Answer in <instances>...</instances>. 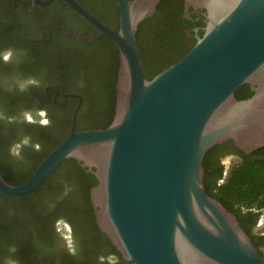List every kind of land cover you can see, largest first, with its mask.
<instances>
[{"label":"water","instance_id":"1","mask_svg":"<svg viewBox=\"0 0 264 264\" xmlns=\"http://www.w3.org/2000/svg\"><path fill=\"white\" fill-rule=\"evenodd\" d=\"M63 1L117 48L114 115L105 128L73 123L24 183L0 176V192L27 195L74 159L94 168L95 221L124 264H264L236 216L206 194L202 167L224 141L246 154L264 146V0H187L205 8L204 32L151 79L136 31L160 0H116V30ZM244 83L252 95L236 99Z\"/></svg>","mask_w":264,"mask_h":264},{"label":"flooded vegetation","instance_id":"2","mask_svg":"<svg viewBox=\"0 0 264 264\" xmlns=\"http://www.w3.org/2000/svg\"><path fill=\"white\" fill-rule=\"evenodd\" d=\"M46 1L0 0V176L12 185L31 176L73 123L80 131L109 121L104 93L94 86L105 84L115 70L114 54L108 46L85 48L81 41L110 39L97 35L63 0ZM75 1L105 26L118 29L116 0ZM166 2L173 13L163 46L151 45L147 30L143 35V58L152 69L181 59L206 26L204 7L187 0ZM95 117L96 126L91 124ZM218 145L210 156L214 178L220 168L224 177L242 151L231 140ZM93 170L66 159L35 191L24 196L0 192V264H124L95 221ZM90 176L96 182L86 193Z\"/></svg>","mask_w":264,"mask_h":264},{"label":"trees","instance_id":"3","mask_svg":"<svg viewBox=\"0 0 264 264\" xmlns=\"http://www.w3.org/2000/svg\"><path fill=\"white\" fill-rule=\"evenodd\" d=\"M172 13L173 9L171 10L169 8L166 0H160L156 5L154 14L139 23L137 27L136 44L138 46V55L147 79H151L157 73L178 61L176 60L170 64H165L158 69H152L143 58V51L145 52L147 49L143 40V35L146 30L148 31L147 41L153 46L162 47L163 41H165L170 34L168 31H171ZM105 42L95 41L93 44H88L86 41H81V45L85 48H92L94 46H105V48H107L108 46V49L114 54L115 70L107 77L105 84L99 83L94 86L95 91L100 90L104 93V111L109 121L108 124L102 128L109 125L114 115L116 72L119 64L117 49L113 47L114 43L108 39H106ZM249 88V84H242L235 90L234 97L236 99L250 97L252 91ZM95 110L97 111L98 108L96 107ZM96 119L95 117L91 124L95 126L98 125V120ZM219 146L218 144L214 145L203 157L204 190L206 194L219 201L228 211L236 216L242 229L264 257V224L262 230H257L260 220L264 217V146L257 148L249 154H244L242 151L238 150L240 153L239 160L228 168L224 177L221 178L222 169L220 168L218 171V173H220L219 176L214 178L213 174L215 169H212L210 166V156ZM75 174H79V171L77 170ZM217 178H220V180L217 181ZM89 180L86 186V193L88 192L89 186L96 182L93 176H90Z\"/></svg>","mask_w":264,"mask_h":264},{"label":"rangeland","instance_id":"4","mask_svg":"<svg viewBox=\"0 0 264 264\" xmlns=\"http://www.w3.org/2000/svg\"><path fill=\"white\" fill-rule=\"evenodd\" d=\"M263 224H264V217L260 220V222L257 226V230H262Z\"/></svg>","mask_w":264,"mask_h":264},{"label":"clouds","instance_id":"5","mask_svg":"<svg viewBox=\"0 0 264 264\" xmlns=\"http://www.w3.org/2000/svg\"><path fill=\"white\" fill-rule=\"evenodd\" d=\"M13 155H16V156H18L19 155V153L18 152H15V151H13V153H12Z\"/></svg>","mask_w":264,"mask_h":264}]
</instances>
